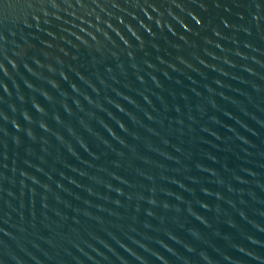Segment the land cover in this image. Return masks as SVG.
Wrapping results in <instances>:
<instances>
[{
    "label": "water",
    "instance_id": "water-1",
    "mask_svg": "<svg viewBox=\"0 0 264 264\" xmlns=\"http://www.w3.org/2000/svg\"><path fill=\"white\" fill-rule=\"evenodd\" d=\"M0 264H264V0H0Z\"/></svg>",
    "mask_w": 264,
    "mask_h": 264
}]
</instances>
